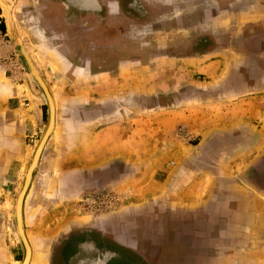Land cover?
<instances>
[{
	"label": "crops",
	"instance_id": "0c3cea01",
	"mask_svg": "<svg viewBox=\"0 0 264 264\" xmlns=\"http://www.w3.org/2000/svg\"><path fill=\"white\" fill-rule=\"evenodd\" d=\"M75 1L30 0L19 28L55 103L54 127L23 202L31 264H108L116 256L129 263L107 244L134 253L148 238L146 225L162 218L203 220L197 234L209 240L199 254L205 260L186 264H242L243 224L252 239L264 223L254 202L264 192L255 178L264 175V0ZM5 54L0 264H20L14 203L47 104L31 73L1 59ZM196 112L203 113L197 120ZM139 113L147 115L132 118ZM145 118L155 121L144 122L156 136L132 139V122ZM103 189L125 199L100 214L89 206ZM228 198L230 214L216 213ZM136 207L142 210L130 214Z\"/></svg>",
	"mask_w": 264,
	"mask_h": 264
},
{
	"label": "rangeland",
	"instance_id": "374dc122",
	"mask_svg": "<svg viewBox=\"0 0 264 264\" xmlns=\"http://www.w3.org/2000/svg\"><path fill=\"white\" fill-rule=\"evenodd\" d=\"M3 1L6 4L11 6L12 23L16 30V33L18 34L21 40L22 37L20 36L21 32L19 28H20L21 22L28 16L27 13H29V10H30V0H3ZM81 2L83 3L84 6H91L94 3V0L75 1V3H78L79 5ZM22 34L25 38V33L22 32ZM22 44L24 45L23 42ZM148 50L155 51V48L151 47ZM167 50H168L167 51L168 54L171 52L176 53L178 51L177 49H173V51L170 49H167ZM134 51L137 54L141 52L140 49L138 48L134 49ZM3 52H6L7 54H5L6 57H4L3 55L1 59L4 58L5 61L15 62V65L18 66L19 64L18 59H21V56L15 55L12 52V44H11L9 37L6 34L4 16L0 8V55L3 54ZM26 72H28L30 75V72L28 69H26ZM150 82L152 83L153 81H150ZM186 89L187 88L185 86L180 89V91H183V94H184L182 97L183 100H186L187 98V94L185 95ZM198 101H200V99ZM146 115H147L146 113L134 114L132 115V118L141 119L142 117ZM202 115H203L202 112H196L195 119L197 120L201 118ZM148 120L149 119L145 118L143 120H138V122L137 121L132 122V125L135 127L134 129L132 128V139L137 138L141 140L144 138L148 139L151 137L153 139L156 136L155 130L153 128L145 127V125L147 124H145L144 121L148 122V125L150 126H155V121H151L149 123ZM136 125H138L137 126L138 128H136ZM177 134L179 135L177 138L181 139L182 141H183L182 138L186 137L185 129L179 128L177 131ZM120 172L122 174L125 172L122 177L124 176L127 177V174L130 171H120ZM255 178H257L258 186L262 187V185H264V175H259ZM97 193H96L97 195L93 193L95 197H93L94 199H93L91 206L89 205L88 206L90 208H92V206L94 208L98 207L100 214L105 213L107 210H111L112 207L117 205V203L125 199V197L122 198V195L120 193H117V192L109 193L107 192L106 189L100 190ZM257 197H258V201L257 200L254 201L257 204V211L261 213L262 216H264V207L262 205L264 204V192H259L257 194ZM227 200H228L227 208L217 209L216 213L226 211L230 214L231 212L230 200L231 199L228 198ZM3 206L7 212H9V210L12 209L13 207L12 202L10 200H6ZM141 210L142 208L136 207L128 211L130 214H134V213H139ZM109 222L111 225L113 224L112 228H115V229L118 228L119 223H114L112 220ZM183 222L185 221H179L176 218L175 219L162 218V221L159 220L154 223L152 222V224H147L146 225L147 229L144 232H148V238L143 240L139 244V246L135 248L134 253H132V251L130 250H127L128 248L123 251L121 246L115 247L113 246L114 243L107 244L108 241L103 240V242L108 245L107 247H110L111 249L114 248L120 252H123L127 257H129L128 258L129 263L125 260H122V258L120 259L118 256H116L117 258L110 259L108 264H113V263L114 264H186V263L194 262V261L197 262V260L200 259L201 257L202 259H204L203 257L204 255L201 254L200 256L199 254L202 253L201 251H207L206 249H208L207 247H209V243H208L209 240L206 241L205 239L202 238V234H200V236H198L197 234V232L201 233V230L203 228V220H200L198 222L195 220L194 224H192L191 222L185 224ZM248 231H249L248 224L246 223L243 224V237H242V240H240V245H238L237 247L238 250L241 249V252L243 255L242 264H264V223H261L259 224V226L257 225L254 227V229H252L251 231L252 239H250L249 237L250 235ZM16 232H17V229H16ZM192 232H195L194 238L193 236H188ZM85 237L86 236L84 235L81 238H85ZM173 253H176L178 255L175 258H172L171 255ZM149 257L154 258L153 263H150L148 261L147 258ZM186 257L187 259H190V261H188ZM204 260H202L200 263L206 264V261ZM30 264H31V258H30Z\"/></svg>",
	"mask_w": 264,
	"mask_h": 264
},
{
	"label": "water",
	"instance_id": "95a60500",
	"mask_svg": "<svg viewBox=\"0 0 264 264\" xmlns=\"http://www.w3.org/2000/svg\"><path fill=\"white\" fill-rule=\"evenodd\" d=\"M0 8L2 10L3 16H4V23L6 28V34L9 37L11 44H12V52L15 55L21 56V59L19 60V64L21 67L26 70L28 69L31 73L32 77L34 78L35 82L41 89L42 93L45 96L46 104H47V119H46V125L44 128V131L42 132L35 148L32 154V157L27 165L24 179L21 185V188L19 192L16 195L15 203H14V210H13V218L15 221V226L18 228L19 233L24 230V219H23V202L24 197L26 195V192L28 190L29 184L32 179V175L34 170L37 167V163L40 157V154L42 152V149L44 147V144L46 143V140L48 139L50 133L53 130L54 122H55V103L54 99L48 89L47 84L45 83L44 79L42 78L41 74L39 73L35 63L33 62L30 54L25 49L24 45L22 44L20 37L16 33V30L12 23V17L11 15L7 14V11L5 7L3 6L2 2L0 1ZM19 240L23 246L24 249V255L23 259L20 264H24L27 260L28 256V250L25 240H23L21 233L19 235Z\"/></svg>",
	"mask_w": 264,
	"mask_h": 264
},
{
	"label": "bare ground",
	"instance_id": "6f19581e",
	"mask_svg": "<svg viewBox=\"0 0 264 264\" xmlns=\"http://www.w3.org/2000/svg\"><path fill=\"white\" fill-rule=\"evenodd\" d=\"M0 1L2 2L3 6L5 7V9H6V11H7V14L11 15V17H12V14H11V6L8 5V4H6L3 0H0ZM24 47H25V46H24ZM25 49H26V48H25ZM26 50H27V49H26ZM27 52H28V51H27ZM16 229H17L18 236H19L20 233H21V236H22L23 240H25V242H26L27 250H28V256H29V257L27 258V260H26V262H25L24 264H28V261H29V259H30V257H31V253H30V247H29V245H28V241H27V239H26L25 231L22 230V231L19 233L18 228H16Z\"/></svg>",
	"mask_w": 264,
	"mask_h": 264
},
{
	"label": "flooded vegetation",
	"instance_id": "af4514ba",
	"mask_svg": "<svg viewBox=\"0 0 264 264\" xmlns=\"http://www.w3.org/2000/svg\"><path fill=\"white\" fill-rule=\"evenodd\" d=\"M26 235V234H25ZM26 239H27V237H26ZM27 241H28V239H27ZM28 245H29V247H30V253H31V256H32V249H31V246H30V243H29V241H28ZM31 258V257H30ZM29 262H30V259H29V261H28V264H29Z\"/></svg>",
	"mask_w": 264,
	"mask_h": 264
}]
</instances>
